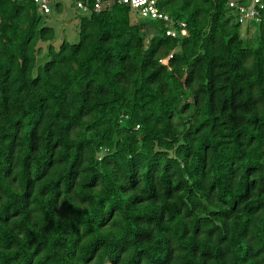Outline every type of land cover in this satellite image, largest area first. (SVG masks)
<instances>
[{
    "label": "trees",
    "instance_id": "1",
    "mask_svg": "<svg viewBox=\"0 0 264 264\" xmlns=\"http://www.w3.org/2000/svg\"><path fill=\"white\" fill-rule=\"evenodd\" d=\"M227 1L162 0L171 37L102 0L32 76L54 29L0 0V264H264V9Z\"/></svg>",
    "mask_w": 264,
    "mask_h": 264
},
{
    "label": "built area",
    "instance_id": "2",
    "mask_svg": "<svg viewBox=\"0 0 264 264\" xmlns=\"http://www.w3.org/2000/svg\"><path fill=\"white\" fill-rule=\"evenodd\" d=\"M76 3V8L84 14L89 12L98 13L101 10L102 0H93V7L89 9L88 5L80 0H73ZM162 0H118L119 5L126 6L132 13L137 14L143 19L152 21H161L163 24H168L171 28L166 31L167 36L175 37L177 29L180 35H186L184 23H176L167 14L163 13L159 4ZM39 9L48 14V5L50 0H34ZM227 7L233 11L237 17V22L243 26L260 21V11L264 9V0H228Z\"/></svg>",
    "mask_w": 264,
    "mask_h": 264
},
{
    "label": "rangeland",
    "instance_id": "3",
    "mask_svg": "<svg viewBox=\"0 0 264 264\" xmlns=\"http://www.w3.org/2000/svg\"><path fill=\"white\" fill-rule=\"evenodd\" d=\"M57 4L59 5V10L56 9ZM48 8L50 11L48 14H44L43 12H41V14L45 18V25L54 29V38L51 42L40 43L38 45V47L42 49V52L41 54L36 55L35 67L32 71V76H35L37 74V69L48 61V46H52L55 51H58L63 41H66L69 44L78 43L79 19L85 16L81 10L76 8V3L73 0H51ZM138 20L139 17H137L134 13H131V22L136 23ZM147 29L149 30L147 32H151V28L148 27Z\"/></svg>",
    "mask_w": 264,
    "mask_h": 264
}]
</instances>
